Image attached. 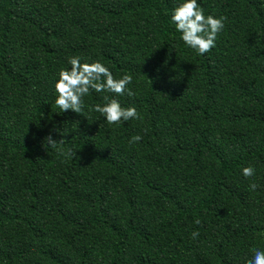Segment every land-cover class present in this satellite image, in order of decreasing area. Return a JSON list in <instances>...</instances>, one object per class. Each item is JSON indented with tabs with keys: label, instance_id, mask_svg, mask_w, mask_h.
<instances>
[{
	"label": "trees",
	"instance_id": "obj_1",
	"mask_svg": "<svg viewBox=\"0 0 264 264\" xmlns=\"http://www.w3.org/2000/svg\"><path fill=\"white\" fill-rule=\"evenodd\" d=\"M178 2L0 0V264H247L264 250V0H198L226 18L205 55L176 31ZM73 56L131 75L135 95L90 90L62 113L54 82ZM105 95L143 119L107 123L91 110Z\"/></svg>",
	"mask_w": 264,
	"mask_h": 264
},
{
	"label": "clouds",
	"instance_id": "obj_2",
	"mask_svg": "<svg viewBox=\"0 0 264 264\" xmlns=\"http://www.w3.org/2000/svg\"><path fill=\"white\" fill-rule=\"evenodd\" d=\"M225 17H215L211 14L206 15L198 0H179L172 9L171 21L176 27V31L181 34L180 38L184 44L195 50L198 55H205L216 46L218 34L225 27ZM70 68H61L58 78L54 82L56 92L55 104L62 113L69 110L80 114L84 108L83 97L88 95L90 90L97 93H109L115 96L127 94L129 97L135 93L128 88L133 82L131 75L124 74L117 79L112 72L100 61H83L78 56L68 58ZM105 103L91 106V110L100 113L109 124H119L130 119H143L135 107H123L113 96L105 95ZM142 137L134 135L130 143H138ZM64 139L56 140L50 134L44 138V145L51 147L63 144ZM76 156L75 152L69 153ZM256 169L249 165L242 168V175L245 178L254 177ZM250 189L255 191L258 185L252 183ZM200 224V220L195 221ZM199 235L198 231L192 233L195 238ZM252 258L247 264H264V250L253 249Z\"/></svg>",
	"mask_w": 264,
	"mask_h": 264
}]
</instances>
